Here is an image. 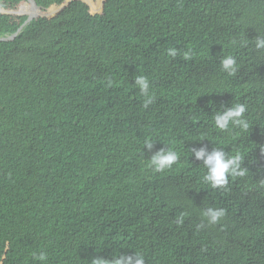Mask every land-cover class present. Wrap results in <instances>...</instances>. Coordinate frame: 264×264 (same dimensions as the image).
<instances>
[{"label": "trees", "instance_id": "16d2710c", "mask_svg": "<svg viewBox=\"0 0 264 264\" xmlns=\"http://www.w3.org/2000/svg\"><path fill=\"white\" fill-rule=\"evenodd\" d=\"M33 2L0 41V264H264V0ZM32 9L0 0V38ZM201 148L245 174L213 187Z\"/></svg>", "mask_w": 264, "mask_h": 264}, {"label": "clouds", "instance_id": "9594fccd", "mask_svg": "<svg viewBox=\"0 0 264 264\" xmlns=\"http://www.w3.org/2000/svg\"><path fill=\"white\" fill-rule=\"evenodd\" d=\"M257 48H264V40L257 39ZM168 55L175 56V49H168ZM224 70L229 71V74H233V65L235 60L233 57H225L221 61ZM136 85L139 86L142 92H146L148 89V82L145 77L140 76L136 78ZM150 101V100H149ZM146 101L145 104H147ZM245 111V106L242 104H237L231 109L225 111L223 114H218L215 117V125L220 130H226L230 122L236 125H242L243 128H247V123L241 118ZM146 145L151 148L152 143L146 142ZM197 159L203 160V165L207 169V173L204 177L205 181L209 182L213 187L224 186L227 183L228 176H243L244 170L241 169L239 172L237 169L240 166L242 157L239 153L229 157L221 149H214L210 154H206L205 150L201 148L194 152ZM178 159L176 152L171 150H159L151 158V164L155 167L157 171L163 170L165 168L171 167ZM204 217L207 218L208 223L216 224L220 218L225 215L224 209H213L208 208L206 212L203 213ZM34 259L39 261H45L47 259L44 253L34 256ZM93 264H106L103 259H95ZM110 264H143V257L139 254L134 256H121L110 262Z\"/></svg>", "mask_w": 264, "mask_h": 264}, {"label": "water", "instance_id": "95a60500", "mask_svg": "<svg viewBox=\"0 0 264 264\" xmlns=\"http://www.w3.org/2000/svg\"><path fill=\"white\" fill-rule=\"evenodd\" d=\"M29 2H31L33 4V9H32V14L31 16L24 22V24L19 28V30L14 33L13 35L9 36V37H3V38H0V41H8V40H12L17 34L18 32L21 30V28L26 24L28 23L32 18H34L37 13H38V10H37V7L35 5V3L33 2V0H28Z\"/></svg>", "mask_w": 264, "mask_h": 264}, {"label": "bare ground", "instance_id": "6f19581e", "mask_svg": "<svg viewBox=\"0 0 264 264\" xmlns=\"http://www.w3.org/2000/svg\"><path fill=\"white\" fill-rule=\"evenodd\" d=\"M244 215V214H243Z\"/></svg>", "mask_w": 264, "mask_h": 264}]
</instances>
